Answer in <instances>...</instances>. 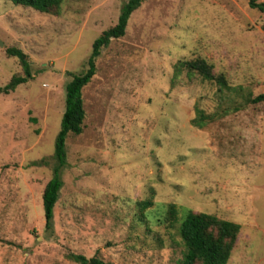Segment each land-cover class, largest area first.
Wrapping results in <instances>:
<instances>
[{
	"label": "rangeland",
	"instance_id": "1",
	"mask_svg": "<svg viewBox=\"0 0 264 264\" xmlns=\"http://www.w3.org/2000/svg\"><path fill=\"white\" fill-rule=\"evenodd\" d=\"M125 1L46 13L0 0V87L22 75L6 47L31 74L0 93V264H172L187 210L239 225L226 264H264V12L247 0H140L81 88L82 129L65 135L44 228L64 85ZM196 59L223 83L181 64Z\"/></svg>",
	"mask_w": 264,
	"mask_h": 264
},
{
	"label": "trees",
	"instance_id": "2",
	"mask_svg": "<svg viewBox=\"0 0 264 264\" xmlns=\"http://www.w3.org/2000/svg\"><path fill=\"white\" fill-rule=\"evenodd\" d=\"M14 4L31 7L40 12L57 11L62 0H10ZM140 0H126L120 7L116 22L102 30L91 44V51L86 59V68L83 72L72 74L64 85V107L60 117L59 129L53 141V157L55 164L52 167L53 176L48 179L41 191V205L43 210L44 228L51 227L53 206L58 197L61 181L58 169L64 164V138L68 132L78 134L82 129L84 110L81 100V88L94 74V58L100 48L107 45L111 38L123 35L129 14L139 5ZM251 8L264 12V2L247 0ZM264 30V25L262 27ZM4 52L18 59L22 75H12L7 83L0 87V93H7L16 85L25 82L30 76L29 63L26 55L13 46L6 47ZM189 69L195 70L202 78L223 83L221 75L214 76L211 66L203 59L181 62ZM263 95L256 96V100ZM172 209H169V212ZM239 225L235 222L220 219L212 214L187 210L178 225V234L183 244V251L178 260L172 264H226L232 250ZM71 259L78 264H115L104 261L96 256L85 257L82 254H71Z\"/></svg>",
	"mask_w": 264,
	"mask_h": 264
},
{
	"label": "water",
	"instance_id": "3",
	"mask_svg": "<svg viewBox=\"0 0 264 264\" xmlns=\"http://www.w3.org/2000/svg\"><path fill=\"white\" fill-rule=\"evenodd\" d=\"M0 45H1V42H0Z\"/></svg>",
	"mask_w": 264,
	"mask_h": 264
}]
</instances>
